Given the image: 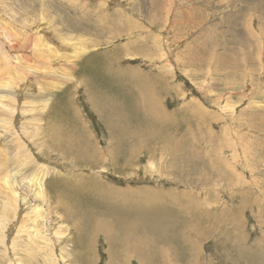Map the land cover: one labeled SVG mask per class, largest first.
<instances>
[{
	"label": "rangeland",
	"instance_id": "374dc122",
	"mask_svg": "<svg viewBox=\"0 0 264 264\" xmlns=\"http://www.w3.org/2000/svg\"><path fill=\"white\" fill-rule=\"evenodd\" d=\"M49 1L0 0V34H24L29 25L38 34L36 28L60 16L75 29L67 32L75 44L48 42L60 55L51 62L54 73H37L43 43L25 52L39 66L17 58L22 53L10 43L4 47L10 57L0 55V264H264V34L257 31H264V0H76L71 8V0ZM93 8L90 18L71 20ZM80 41L91 51L63 84L72 52L85 46ZM56 76L62 85L49 90ZM2 78L11 80L6 89ZM149 104L168 116L154 117L151 108L146 113ZM116 139L123 142L113 149ZM80 145L93 155L90 163L103 160L99 168L76 167ZM43 167L57 172L45 181L54 186L48 187L51 199L24 205L10 192H19L13 174L35 185ZM100 184L138 191L121 197L137 209L135 233L116 229L105 216L112 246L121 251L85 232L83 247L69 244L61 253L53 232L66 236L72 229L59 201L71 208L78 203L76 224L85 211L100 221L111 212L104 204L114 202ZM79 187L84 207L71 196ZM33 189L28 184L25 193L30 197ZM34 201L41 212L30 225ZM40 220L55 229L44 232ZM42 227L48 244L37 238L41 251L26 248L27 233Z\"/></svg>",
	"mask_w": 264,
	"mask_h": 264
},
{
	"label": "bare ground",
	"instance_id": "6f19581e",
	"mask_svg": "<svg viewBox=\"0 0 264 264\" xmlns=\"http://www.w3.org/2000/svg\"><path fill=\"white\" fill-rule=\"evenodd\" d=\"M52 1V0H51ZM51 1H49V2H51ZM75 1L76 0H71V2L70 3H68V6L71 8V7H73L74 5H75ZM79 1V0H78ZM82 1H84V0H82ZM86 1V0H85ZM45 2H47V1H45ZM77 2V1H76ZM142 2V1H141ZM150 2V1H149ZM44 3V2H43ZM48 3V2H47ZM79 3V2H78ZM82 4V3H81ZM143 5L142 6H145L146 4H147V2H145V1H143V3H142ZM46 5V4H45ZM151 5V4H150ZM47 7H48V9H49V4L48 5H46ZM76 6H78L77 4H76ZM79 6H80V3H79ZM175 6V5H174ZM80 7H78V9H79ZM98 8H99V5H98ZM143 8V7H142ZM146 8V7H145ZM144 8V9H145ZM47 9V10H48ZM75 9H77V8H75ZM181 10V9H180ZM64 11V10H63ZM94 11H95V8H93V11L92 10H89V13H87V10L86 9H84L80 14L77 12V10H76V12L78 13L77 15H75V16H72V19L71 20H75V21H79V19L81 18V19H88V18H90L91 17V15L94 13ZM131 11H132V9H131ZM43 12V11H42ZM75 12V11H74ZM75 12V13H76ZM48 13V12H47ZM51 13V12H50ZM66 13V12H65ZM43 14V13H42ZM46 14V13H45ZM62 14V13H61ZM60 14V15H61ZM47 15V14H46ZM50 15V14H49ZM59 15V14H58ZM94 15V14H93ZM66 16V15H65ZM64 16V17H65ZM71 16L69 15V17L71 18ZM56 17V16H55ZM75 17V18H74ZM42 18V17H41ZM49 18V17H48ZM47 18V19H48ZM54 18V17H53ZM52 18V19H53ZM101 18V17H100ZM97 19V18H96ZM118 19V18H117ZM32 20V19H31ZM55 20V19H54ZM69 20V19H68ZM90 20V19H89ZM128 20V19H127ZM179 20V19H178ZM70 21V20H69ZM69 21H67V22H69ZM73 21H71V22H73ZM74 21V22H75ZM133 21L134 22H136V20L135 19H133ZM67 22H66V18H65V20H63V17H61L60 16V20H59V22H57V20L54 22L53 20H50L49 22H48V27H46V28H43V29H41L40 30V28L38 29V28H36L35 30L37 31V33L39 34H35V33H33V27L31 26V25H29L28 27V29L26 30V32L23 34H20V35H17V34H14V32H13V30H12V32L10 31V33H8V29H2L1 30V36L3 35L4 36V38L5 39H8L9 41L6 43L5 41H2L1 40V38H0V55L1 56H3V55H5L4 56V58H7V57H10V54L9 53H7L5 50H4V47L6 48V45H8L9 43H10V45H11V47H12V49H15V50H18L19 52H21L22 54H19L18 56H17V58H19V59H21L22 61H26V63H27V65L28 66H36V65H38L39 66V64H34L33 62H30V59H31V57L28 55V53H25L26 51H28V50H31V49H35V48H37L38 46H41L42 45V43H43V50H45V54L43 55V60H42V65L38 68V66H37V68H38V72L37 73H39V71H43V73L44 74H49L50 72L51 73H54L53 72V65L51 64V62L53 61V60H56L55 61V63H57V61L59 60V58H60V55H59V52H57L56 50H55V48L56 47H53L50 43H48V42H51V41H54L55 39L56 40H58V41H60V42H62V43H65V44H67V45H70V44H75L73 41H74V37H72V36H68L67 35V32H73L72 30H75V29H73L72 28V30H70L69 28H68V26H69V24H67ZM70 22V23H71ZM82 22H84V20L82 21ZM182 22V21H181ZM144 23V22H143ZM183 23V22H182ZM181 23V24H182ZM193 23V22H192ZM21 24V23H20ZM32 24V23H31ZM144 24H146V23H144ZM160 24V23H159ZM170 25L172 24V23H169ZM176 24V23H175ZM174 24V25H175ZM33 25H34V23H33ZM43 25V24H42ZM75 25V24H74ZM113 25V24H112ZM195 25V24H194ZM41 26V25H40ZM72 26V25H71ZM148 26V25H147ZM70 27V26H69ZM77 27V26H76ZM79 27V26H78ZM104 27V26H103ZM118 27V26H117ZM13 28H15V27H13ZM71 28V27H70ZM19 29V28H18ZM20 29H21V27H20ZM19 29V30H20ZM144 30V29H143ZM131 31V30H130ZM257 31H258V34L260 35V34H264V31L263 30H261V29H257ZM159 32V31H158ZM168 32H169V29H168ZM255 32V31H254ZM17 33V32H16ZM42 33H43V35H42ZM106 33V32H105ZM131 33V32H130ZM212 33V32H211ZM126 34V33H125ZM253 34H255V35H257V33H253ZM148 36V35H147ZM264 36V35H263ZM147 38V37H146ZM156 38H157V36H156ZM263 38V37H262ZM129 39V38H128ZM154 39H155V37H154ZM154 39H153V42H156V41H154ZM145 40V39H144ZM156 40V39H155ZM264 40V39H263ZM144 42V41H143ZM159 42H161L160 40L158 41V42H156V44H160ZM181 42V41H180ZM70 43V44H69ZM80 43H82V44H84L85 46H83V49H79V52L78 51H73L72 52V55L70 56L71 57V59L73 60V61H71L72 63H69L67 66H65V68L69 71L68 73H64V76H63V78H62V80H63V84H64V82H67V81H69L70 79H72L73 80V76H71V75H73V69L74 68H76V66H77V61H79L80 60V58L81 57H83L85 54H87V53H89V51H91V50H87V48H86V46H87V43L86 42H84V41H80ZM97 44H101V43H96V45ZM127 44H129V43H127ZM235 45V44H234ZM260 45V44H259ZM9 46V45H8ZM143 46V45H142ZM160 46V45H159ZM7 49V48H6ZM263 49V48H262ZM94 50V49H93ZM232 50V49H231ZM236 49H234L233 51H235ZM138 51V50H137ZM140 51V50H139ZM138 51V52H139ZM141 52V51H140ZM196 52V51H195ZM220 52V51H219ZM143 53V52H142ZM51 54H52V56H51ZM136 54H138V53H136ZM142 55V54H141ZM145 55V54H144ZM143 56V55H142ZM143 57H145V56H143ZM201 57V56H200ZM256 57V56H255ZM259 57V56H258ZM194 58V57H193ZM112 59V58H111ZM90 60V59H89ZM148 60H150V59H148ZM217 60V59H216ZM223 60V59H222ZM216 63H218V62H216ZM7 64V63H6ZM22 64H23V62H22ZM25 64V63H24ZM12 65V64H11ZM261 65V64H260ZM263 65H264V63H263ZM158 66V65H157ZM157 66H155L156 68H157ZM25 67V66H24ZM23 67V68H24ZM83 67V66H82ZM149 67H152V65L149 63ZM258 67H259V65H258ZM36 68V69H37ZM262 68V67H261ZM19 69V68H18ZM153 69V68H152ZM78 70V69H77ZM83 70H84V68H83ZM23 72H25V71H23ZM23 72L21 71V74H23ZM248 72V71H247ZM250 72V71H249ZM17 75H19V72L18 73H16ZM25 75V73L23 74V76ZM83 75V74H82ZM81 75V76H82ZM133 75V74H132ZM75 76V75H74ZM39 79V78H38ZM2 80L4 81V83H3V85H2V88H4V89H6V88H8L10 85H11V80L9 79V78H2ZM48 81H50V82H48V85H49V90H54V89H57L58 88V86H59V84H61V82L59 81V79H58V77L56 76V77H54V78H52L51 80H48ZM84 81V80H83ZM62 85V84H61ZM206 85V84H205ZM142 86H143V84H142ZM196 86V85H195ZM197 89V88H196ZM130 90V89H129ZM202 90V89H201ZM131 91V90H130ZM220 91V90H219ZM253 93V92H252ZM264 93V92H263ZM254 94V93H253ZM252 94V95H253ZM204 95V94H203ZM4 97V96H3ZM125 97V96H124ZM140 98L141 99H143L144 98V92H142L141 93V96H140ZM219 98V97H218ZM0 99H3L2 97L0 98ZM229 99V98H228ZM50 99L49 98H42V105H47V103H48V101H49ZM146 100L147 101H149L150 100V98L149 97H147L146 98ZM222 100V99H221ZM255 100V99H254ZM35 101V100H34ZM258 103V102H257ZM49 104H50V102L48 103V105L47 106H49ZM46 106V107H47ZM46 107H44L43 109H45ZM121 108H123V107H121ZM153 110L152 112H153V114H154V117L156 116H160V117H167L168 115L165 113V111H162V113H161V115H159L158 113H157V111L155 110V108L152 106V105H148V106H146V113L147 112H151V109ZM228 109V108H227ZM259 109V108H258ZM118 110H120V109H118ZM134 110H136L137 112H139V110H138V107H136V106H134L133 107V111ZM225 110V109H224ZM246 110V109H245ZM42 111V110H41ZM118 112V111H117ZM144 112H145V110H144ZM245 112V111H244ZM156 113H157V115H156ZM250 113V112H249ZM258 113V112H257ZM256 113V114H257ZM223 115V114H222ZM224 122V121H223ZM112 125V124H111ZM111 125H110V127H111ZM252 125V124H251ZM258 126V125H257ZM254 129V128H253ZM123 132V131H122ZM68 134V133H67ZM123 134H124V136L126 137V139H128V133H127V131L126 132H123ZM66 136V135H65ZM70 138V137H69ZM117 138V137H116ZM65 139V138H64ZM257 139V138H256ZM75 140V139H74ZM116 144H115V146H114V148L113 149H118L119 148V145L120 144H122V140L120 139L119 141H117V139H116ZM51 144V143H50ZM71 145V144H70ZM85 145V144H84ZM144 145V144H143ZM89 146V145H88ZM88 148V147H87ZM73 149V148H72ZM235 149V148H234ZM249 149H251V147L249 148ZM92 150V149H91ZM218 150V149H217ZM137 152V151H136ZM214 152V151H213ZM78 157L80 158V159H78V160H80V162H81V165L80 166H76L77 168H79V169H81L82 171L83 170H85L86 168H88V169H97V168H99V164L103 161V160H101V161H95V162H93V163H90V162H92V161H94L93 159H90L91 157H93V155H90L89 156V154H84V152H83V150H82V147H81V145L79 146V148H78ZM244 154H245V152H244ZM256 154V153H255ZM243 156V155H242ZM89 157V158H88ZM77 158V157H76ZM97 158V157H96ZM78 160H77V163H78ZM219 160V159H218ZM107 161V160H106ZM110 163H113L114 164V161L113 162H110ZM211 163V162H210ZM257 164V163H256ZM101 167V166H100ZM78 170V169H77ZM101 170H103V169H100V171ZM255 170V169H254ZM15 171V170H14ZM19 171V170H18ZM58 171V170H57ZM11 173H13V172H11ZM17 173L18 172H15L14 174H13V178L11 179L13 182H14V184L13 185H16V188L19 190V192L17 193H14V192H12L13 190L11 189V194H14L15 196H17V198H18V200H21L22 202H23V204L24 205H26V204H29L30 205V202H32V201H29V199H31V198H33V199H40L43 203H45V204H47V202H48V200L49 199H51L50 197V191L48 190V187H50V186H52V187H54L52 184L51 185H48L47 186V182H45L46 181V179L50 176V175H52V174H54V173H57V172H54V169H52V168H41L40 169V172L38 173V175L34 178V184L35 185H33V184H31V183H29L31 180H29V181H23L22 180V178H21V176L18 178L17 177ZM217 174V173H216ZM11 175V174H10ZM10 175H8V176H10ZM6 177V176H5ZM11 178V177H10ZM76 180H79L80 182H82L83 181V175L82 174H78L77 175V177H76ZM5 182H6V184H8V181L7 180H4ZM10 181V180H9ZM24 184H27L26 186H24ZM28 184H30L31 185V187H35V189H33L32 190V195L30 194V197L25 193V189H26V187L28 186ZM9 185V184H8ZM11 185V184H10ZM21 186V187H20ZM83 186V185H82ZM82 186H80V187H82ZM14 187V186H13ZM12 187V188H13ZM68 187H69V185H68ZM78 188L79 190H77L76 189V191H77V195L74 193V195H71L72 197H77L78 196V200H79V197H80V199H81V201L79 202V206L80 207H84L85 205H87V202L83 199V197L80 195L82 192H81V190L82 191H84V189H81V188ZM98 187H103L104 189H102V191L103 192H105L106 194H107V196L109 195V196H112L111 198H114V202L113 203H105L104 205H107L108 207H111V212L109 211V210H105L106 211V213H103V214H101V219H100V221H98L96 218H95V216H91V212H88V211H85L86 213H83L82 215H81V221L78 223V224H76L77 223V218L79 217V216H74L73 215V213H72V211L73 212H78L79 213V211H78V209H74V207H78V203H75L74 205H72V208H71V206H70V204H68V203H62V202H60L59 201V204L61 203L62 204V206H63V208H62V211H63V209L65 210L64 212L66 213V216L68 217V216H70V219H71V229H72V234H69V235H56V232H53V233H55V234H53V236H55V238H56V243H57V245H58V247H60L59 248V251L61 252V253H66V252H68V249H67V247L69 246V244H75V248H79V247H83V241H89L87 238L88 237H86V234H85V232H88L89 234L90 233H94L95 232V234H96V238L98 237V235L99 236H102L104 239H105V241H106V243L107 244H109V246L110 247H113L112 246V237H111V234H110V230H109V228H108V221L109 220H107V217H105V216H110L109 218L112 220V222L113 221H115V227H116V229H121L122 227H128V229L130 228V230L131 231H133L134 232V227H135V224H136V222L138 221V220H136V218H134V214H136L135 213V210H137V209H135V210H133V209H131V208H135L134 206V204L133 203H130V204H126V205H124V204H122V201L123 200H121V197L123 196V195H128V196H130V197H132V196H134L135 194H137L138 193V191L136 190V189H132V190H130V189H127V190H125V189H120V188H116V187H114V188H110V189H106V187L103 185V184H100V185H98ZM65 188V187H64ZM13 189H15V187L13 188ZM51 189V188H50ZM68 189H70V187L68 188ZM75 191V192H76ZM109 192H111V194H109ZM68 193V192H67ZM70 193V192H69ZM55 195H57V193H54ZM184 193H182V195H183ZM42 198H40V197ZM106 196V195H105ZM139 196V195H138ZM29 197V198H28ZM57 197V196H56ZM70 197V196H69ZM11 198H15V197H11ZM128 199V198H127ZM133 199V198H132ZM131 199V200H132ZM178 200V199H177ZM35 202V201H34ZM71 202V201H70ZM124 202V201H123ZM131 202H133V201H131ZM138 202V201H137ZM156 202V201H155ZM140 203V202H139ZM19 204V203H18ZM18 204H16V207H20ZM35 204H37L36 202H35ZM59 204H57L58 206H59ZM98 204H100L99 202H98ZM146 204V203H145ZM199 204V203H198ZM38 205L39 204H37L35 207H33L32 205L30 206L31 208V210H30V214H31V217L29 218V215H28V220H29V222L31 223L30 225H33L34 224V219H36L37 218V215H38V212L40 213L41 212V209H39V211H38ZM149 205V204H148ZM156 205L157 206H162V204L161 203H156ZM140 206V205H139ZM57 207V206H56ZM121 207H123L122 209H121ZM126 207H129V208H126ZM149 207V206H148ZM72 210H71V209ZM93 208L95 209L96 208V204H94V206H93ZM140 208H141V206H140ZM202 208V207H201ZM204 208V207H203ZM17 209V208H16ZM57 209V208H56ZM127 209V210H126ZM129 209V210H128ZM13 211H15L14 209H12ZM76 210V211H75ZM138 210H139V207H138ZM153 210V209H152ZM152 210H151V212H152ZM140 211V210H139ZM145 213H146V211H145ZM153 213H154V211L152 212V215H153ZM139 214H141V213H139ZM157 214V213H156ZM93 215H96V214H93ZM111 215H114L113 216V218H111L112 216ZM129 215H132V219H129L128 218V216ZM84 216H89L90 217V220L88 221L87 219H86V221H84L83 220V217ZM148 216V215H147ZM151 216V215H150ZM154 216H157V215H155L154 214ZM139 217V216H138ZM62 218V217H61ZM92 218H95V220L94 221H91L92 220ZM145 218V217H144ZM154 218V217H153ZM59 218H55L54 219V221H57ZM143 219V218H142ZM150 219V218H149ZM62 220V219H61ZM60 220V221H61ZM106 220V221H105ZM146 221H147V219H145ZM24 221V220H23ZM59 221V222H60ZM15 222V221H14ZM40 222H41V224L44 226V228L46 229L44 232H46L47 231V229L49 230H51V231H53V229H55L54 227V225H51L50 227L46 224L45 225V223H46V221L45 222H42L41 220H40ZM11 223V222H10ZM63 223V222H62ZM68 223V222H67ZM204 223H205V221H204ZM74 224H76L75 225V227L73 228V226H74ZM111 224V223H110ZM191 224V223H190ZM140 225H142V223H140ZM143 225H145V224H143ZM149 225V224H148ZM152 225V224H151ZM113 226V225H112ZM137 226V225H136ZM6 227V226H5ZM68 227V226H67ZM7 228H9L8 226H7ZM142 228H144V227H142ZM141 228V229H142ZM153 228V227H152ZM10 229V228H9ZM12 229V228H11ZM137 228L135 227V230H136ZM122 230V229H121ZM146 230V229H145ZM34 231V230H33ZM188 231V230H187ZM71 232V231H70ZM132 232V233H133ZM17 234L19 233V229H18V231L16 232ZM135 233V232H134ZM62 234V233H61ZM129 234V233H128ZM138 234H139V232H138ZM133 235L134 234H132V237H133ZM114 236H115V234H114ZM151 236V235H150ZM50 237V236H49ZM48 237V235H46V234H44L43 233V227L42 228H39L38 229V231H37V233L36 234H34V232H32V233H27V235H26V241H27V243L25 244V247L27 248V247H30V248H32V249H37V250H39V251H41V249H39L38 248V246H39V244H37V238H39L41 241H43L44 242V244L45 243H47L48 244V242L50 241V238ZM132 237H130V238H132ZM135 238V237H134ZM36 239V240H35ZM95 239V238H94ZM182 239V238H181ZM135 240V239H134ZM185 240V239H184ZM96 241V240H95ZM136 241V240H135ZM125 242V241H124ZM129 242V241H128ZM193 243V242H192ZM114 244V243H113ZM124 244V243H123ZM133 244V243H132ZM134 245H135V243H134ZM46 246V245H45ZM35 247V248H34ZM117 247H120V246H116V247H113V248H115V253H117V252H119V251H121L122 249H121V247L120 248H117ZM52 248V247H51ZM50 248V249H51ZM87 248H89L88 246H87ZM119 249V250H118ZM121 249V250H120ZM143 250V249H142ZM149 251V250H148ZM19 252V251H18ZM26 253H27V251H26ZM114 253V254H115ZM46 255V254H45ZM113 256V255H112ZM110 261V260H109ZM108 261V262H109ZM10 262V261H9ZM71 263H73V262H71ZM74 264V263H73Z\"/></svg>",
	"mask_w": 264,
	"mask_h": 264
}]
</instances>
